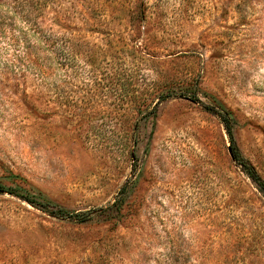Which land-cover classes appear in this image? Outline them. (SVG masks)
Instances as JSON below:
<instances>
[{"label": "rangeland", "instance_id": "1", "mask_svg": "<svg viewBox=\"0 0 264 264\" xmlns=\"http://www.w3.org/2000/svg\"><path fill=\"white\" fill-rule=\"evenodd\" d=\"M231 145L264 180V0H0V264H264Z\"/></svg>", "mask_w": 264, "mask_h": 264}, {"label": "trees", "instance_id": "2", "mask_svg": "<svg viewBox=\"0 0 264 264\" xmlns=\"http://www.w3.org/2000/svg\"><path fill=\"white\" fill-rule=\"evenodd\" d=\"M216 114H218V116L222 119V121L225 123L226 128H227V132L229 134V137L231 139L232 145L235 144L234 141V135H233V128H232V118L229 112L220 109L218 111H216ZM231 145V153L232 156L234 158V160L236 161V163L238 165L241 166L243 172L253 181L255 182L258 187L260 188L261 191L264 192V180L260 177V175L257 173V171L254 169V167L252 165H250V163L240 154V152L238 151L237 148H234V146ZM124 188L121 189V192L119 193V197L117 200H115L112 204V208L114 207H119V209L117 210V212H120L122 209V202L120 200V195H122L124 193ZM0 192H9L12 194L11 191H9V189H0ZM28 203L32 204L33 206H37L42 208V210H49L50 208H52L53 205L50 201H38L36 199H32L30 197H23ZM55 211H50L51 214L54 215H58L61 217H70L79 221H86L88 220V215L87 213L84 212H72V211H68L66 209L63 208H57L55 207L54 209Z\"/></svg>", "mask_w": 264, "mask_h": 264}]
</instances>
